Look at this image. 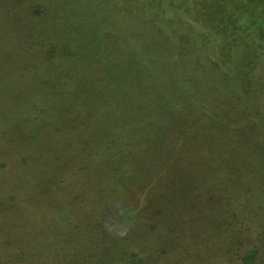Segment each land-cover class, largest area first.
Masks as SVG:
<instances>
[{"label": "rangeland", "instance_id": "obj_1", "mask_svg": "<svg viewBox=\"0 0 264 264\" xmlns=\"http://www.w3.org/2000/svg\"><path fill=\"white\" fill-rule=\"evenodd\" d=\"M12 16L32 24L28 42L23 41V29L17 31L21 22ZM76 19V24L89 19V28L80 31L64 25ZM212 21H217L219 31L214 32ZM260 33L264 36V0H0V264H251L250 254L255 261V251L264 244V215L252 214L264 213V44L255 37ZM240 52L252 54V70L261 79L254 87L258 97L249 106L242 98L245 88L235 77ZM113 61L130 65L129 79L142 82L147 94L139 100H144L145 112L169 113L174 120L185 114L184 125L194 127L189 136L196 128L197 135L202 129L215 135L217 143L203 141L201 149V137L189 141L190 168L202 165L200 179L216 175L213 163L220 168L219 177L227 186L225 201L217 198L218 192L207 191L224 209L231 199L236 211V218L223 221L224 226H233L223 238L206 236L214 228L210 217H217L209 201L202 203L208 200L203 189L192 192L186 176L165 167L170 165L166 162L130 176L133 197L114 193L110 200L100 191L80 190L79 182L87 175L63 176L57 171L60 153L50 144V126L55 143L58 133L64 132L58 129L69 130L62 128L57 113L69 107L64 102L74 96L119 101V96L103 89L112 83ZM44 68L46 74L52 71L49 83H42ZM34 89L38 91L32 93ZM233 89L239 91L241 97L235 99L239 104L226 112L230 106L226 100L235 97ZM178 100L185 102L182 108L176 107ZM109 109L102 104L100 111L81 119H101L105 131L121 140L117 145L123 157L126 114L120 112L115 119ZM78 112H71L77 122ZM98 128L88 130L76 123L69 132ZM60 140L62 149L68 141ZM138 155L135 159L141 158ZM115 160L118 163V157ZM125 164L124 160L123 175L129 169ZM109 177L103 178L104 186L114 192V176ZM165 190L175 198L164 211L160 207ZM116 191L123 189L118 186ZM189 196L200 197V205L190 207ZM179 206H184L180 213ZM175 209L172 233L170 227L156 225L132 239L143 225V215L160 211L169 217ZM213 222L219 223L220 217Z\"/></svg>", "mask_w": 264, "mask_h": 264}, {"label": "trees", "instance_id": "obj_2", "mask_svg": "<svg viewBox=\"0 0 264 264\" xmlns=\"http://www.w3.org/2000/svg\"><path fill=\"white\" fill-rule=\"evenodd\" d=\"M78 8L79 7L77 6V9ZM141 14H144L143 9L141 11ZM12 18L16 20V22H21L15 16H12ZM77 21L78 19H76L75 21H71V20L70 21L68 20L66 22L64 21V25L69 24L70 27L72 28L75 27L76 29H80V31H84L86 27L89 28V24H90V22L88 23L89 19H82V21L76 24ZM128 25L131 26V23H129ZM216 25H217V21H212V25H210L211 27L213 26L215 28L214 32H217L220 29V27H217ZM249 25L251 24L249 23ZM31 27H32V24L30 25L29 22L23 20L20 23V26L17 28L18 33L22 32V29H23L22 37H23V41L25 42H28V39L30 36L29 31L31 30ZM223 35H225L226 37L230 36L228 32H224ZM255 37L257 38V40H259L260 42L264 44L263 42L264 36H262L261 33L256 34ZM115 43L117 44L118 41H115ZM40 44L45 45L43 41L40 42ZM149 48L151 49V47ZM155 49L157 48L155 47ZM7 50H8L7 53L11 55V49H7ZM251 55L252 54H247V52H240L237 54L236 59H235L237 63L241 64L239 70L236 71L235 77L237 78L238 82L241 83L245 88V92L243 93L244 97L242 98H243V101L248 104V106L252 98L258 97V92H255L254 87L257 85L258 81L261 80L260 78H259L260 80L257 78V76L254 73L255 71L252 70V62L249 60ZM129 66L127 65L122 66L120 61L118 63L113 61L112 62V76H111L112 83H109V85L103 88L105 90H108V94L119 96L124 101H122L119 98V101L111 100L110 102L101 103V102H98V100H93V98H91V100L90 99L79 100L78 98H76L78 96H74V98L71 100H65L64 103L67 104L70 107V109L69 107L65 106V108L61 109L57 113L56 117H59L60 125L62 124V128L64 127L65 129L69 128V130L68 131H65L64 129L57 130L58 132L64 131V132L58 133V139L55 140V143H58L57 146L55 145L53 141L54 129L51 126L49 129L50 137L48 138L50 140V144L54 146V151L56 148L58 153H60V159H55V162L57 164L54 162L53 164L57 165L56 167L57 171H59L60 175L62 173L63 176L73 175L74 177H76L78 174H80L81 177H83V175H87L86 177H83L84 180L82 182H79L80 190L85 191L89 189L90 191L91 189V191H100L99 194H102L106 198L108 197V199L110 200L113 197L114 193H117V196L118 194L119 196L121 195V197H122V194L123 195L125 194L127 198L131 196L133 197L132 193L135 188H133L132 186L134 184V180L130 178V176L132 174H141V173L145 174L146 172H148V169L152 167L153 168L156 167L155 165H153L154 163H160L161 161L162 163L166 162V165L167 164H170V165H167L165 167L174 168L175 172H180L182 175L186 176V183L190 184V190L192 192L194 190L196 191L199 187L203 189L202 190L203 196L207 195L208 200L206 201L201 200V201L202 203L209 201L208 206L213 207L211 209V213H214L217 217V219L214 217H210V221H211L210 227L213 226L214 228L212 230H209L206 236L216 237V235H219L223 238L224 236L222 235H224V233H230L231 231L230 228L233 229V226L231 227L224 226L225 224L223 223V221L226 222L227 218L228 219L232 217L236 218V211H234L233 204L230 202L231 199H228V205L224 209L222 206L217 204L216 198H213L209 193V191L210 192L216 191L218 192L217 198L220 201L223 200L224 202L226 199L224 192L226 191L227 186L222 182L221 178L219 177L220 168H217L216 164L213 163V167L216 170V175L214 174V175L208 176L209 178H203V179L199 178L200 169L203 170L202 165L197 166L195 169L190 168V163L192 162L191 160L192 157H191L190 152L192 151V147H190L189 141L193 142V141H196L197 137L198 138L201 137L199 145H198V149H201L200 144L203 141L210 140L211 142L217 143L216 137H212L215 135L209 132L206 133L204 132L203 129L201 130L202 135L201 133H198L199 135H197L198 129L196 128L193 133L194 138H192L193 134L189 136V130L194 129V127L191 125H189V127L187 125H184L185 123L187 124L188 122L187 120L184 119V118H187L185 114L179 115L178 119L174 120L172 118H169L170 117L169 113H166L165 115H160V114H151V113L145 112V108H144L145 102L144 100H139V99L146 96L147 90L142 89L144 88V86L141 84L142 82H140V85H139V84L133 83V81L129 79V76H128ZM120 69L123 72H120ZM46 71H47L46 68H44V70L41 69L42 83H45L51 80L49 79L48 76L52 74V71L49 72L48 74H46ZM116 77H119L122 80L118 81ZM96 90H98V88H95L92 92ZM36 91L38 90L34 89L32 90V93L33 92L35 93ZM223 92L226 96H229V92L227 91H223ZM238 92L239 91H237L236 89L232 90V94L235 97H231V99L228 98L226 100L227 102H230V106H227L226 112L228 110H231V105H233L234 103L239 104L237 103V101H235L236 97L238 99L239 97H241L239 96ZM143 93L145 94L143 95ZM137 95H138V98H137ZM114 103H118V104H114ZM184 103H185L184 101H179V100L175 102L177 108L179 107L182 108ZM44 104L46 105V102ZM102 104L104 106L110 107L111 109H109V111L113 110L112 113L115 114L114 116L115 119L120 118V116H117L120 112L126 114L125 118L127 119V121H125V118L123 117L125 130L121 138L125 144L124 149H126V152L123 153V157H122V154H120L122 152L118 149V145H117V142L120 139L117 138V136L110 130L105 131L103 127L104 123L101 119H92L93 116H87L91 118L90 120L81 119L83 114L90 115V112L96 113L98 112V110L100 111ZM78 107H79V112H78ZM215 108H218V106ZM72 110L73 111L75 110L78 112V117L80 119V120L78 119V122H77V118L76 120H74V118L72 117L71 115ZM215 116L216 117L220 116V112H216ZM179 122L181 123L179 127H185V128L184 130L178 131V133H176L177 128L179 129V127H175V124ZM76 123L80 125H84V127L88 128V130L93 125H97L99 128L98 130H94V129L93 131L90 130L88 133L87 132L86 133H75V131L69 132L70 130L76 129ZM46 124L48 125L47 122ZM87 125H89L90 127H88ZM32 136H35V133H33ZM79 137H83V139L79 140ZM207 137L210 139H207ZM60 138H62L64 141L65 140L68 141L67 144L62 146V149H61ZM83 140H86L85 144H83L82 142H79ZM177 143H181V147H179ZM138 149H139V152H137ZM110 151H113V153L111 154ZM136 154L141 155V158L135 159ZM169 154L171 155V157L167 156ZM117 157H118V163L115 160V158ZM200 159L201 161L203 160L209 163V161L205 160L204 158H200ZM124 160L126 161L125 165H127L129 169L128 171H125L123 175L121 167H122V164L124 165ZM174 163H180L181 165L185 164V166L183 168H177L173 166ZM49 166L50 168L52 167L51 165ZM112 175L114 176L112 178V185H115L114 192L110 191L109 185L104 186V183H107V181H104L105 179H103V178H107L108 180H111L109 176H112ZM158 176H159V172L157 176H151V178L158 177ZM77 179H81V178L77 177ZM118 186L123 189L122 192L116 191ZM170 191L165 190L161 198V200L163 201V204L160 207V209L164 211H165V208L169 204L170 205L172 204L171 202L175 198V197H172L173 193H171ZM189 198L191 199V203L188 202V205H190V207H192V205L194 207H197L200 205L198 201L200 197L198 199H195V198L192 199L193 196H189ZM93 201L96 205L97 203H99V200H93ZM204 206H205V203H204ZM149 207L152 210L156 211L155 204H150ZM176 209L180 213L181 212L180 210H183L184 206H179ZM176 209H175V212L173 213V216H169V217L165 216V214L162 215L161 212L158 211L157 213L160 214L159 224L155 223V215H158V214L154 213V214H148L146 216L143 215L142 216L143 225L140 226L139 230L134 231L135 238H132V239L136 240V237L140 235V232L142 233L143 230L145 232L149 231V229L152 231L154 228H156L159 225L170 227L169 231L170 233H172V227L173 226L176 227L175 226L176 224L175 221L177 217ZM230 210H233V211H230ZM252 214H254L256 217H259V218L264 215V213H260V212L258 213L252 212ZM218 217H220V222L215 224V222L213 221H218ZM245 220H246L245 221L246 223H249L247 219ZM206 223L209 224L207 221ZM261 226L262 225H260L259 227ZM263 229L264 227L262 226L261 230ZM240 232H243V231H240ZM244 233L245 232H243V234ZM206 236L204 237L203 240H207ZM238 238L239 236L237 235L236 239ZM128 239H131V237H128ZM239 239H242V238H239ZM260 246L261 247H259L255 251L256 253L255 261H254L255 259L254 254H250L247 256V261L251 262V264H264V252H263L264 244H260ZM259 255H261V257H259ZM101 264H104V263L102 262Z\"/></svg>", "mask_w": 264, "mask_h": 264}]
</instances>
